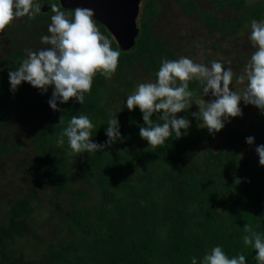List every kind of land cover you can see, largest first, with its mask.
<instances>
[{
	"label": "trees",
	"instance_id": "16d2710c",
	"mask_svg": "<svg viewBox=\"0 0 264 264\" xmlns=\"http://www.w3.org/2000/svg\"><path fill=\"white\" fill-rule=\"evenodd\" d=\"M53 1L61 10H72ZM165 1L196 17L208 32L238 33L253 19H264V0H210L205 8L199 4L204 0H148L130 50H123L108 27L94 20L121 53L117 70L111 79L98 72L83 105L75 98L57 101L59 111L48 103L54 86L44 93L25 81L10 90L9 72L27 53L14 48L5 55L0 46V124L16 129L34 116L29 150L38 163L25 173L30 186L19 182L9 189L0 184L2 194L12 191L4 210L7 218L0 219V264H191L193 256L199 264L215 246L229 258L244 254L246 264H258L255 249L245 246L242 237L246 223L264 236V166L259 156L243 152L241 138L264 137V113L252 117L244 134L234 133L227 148L214 151L208 144L212 134L192 115L199 112L195 99L203 95L199 81H189L192 106L176 114L187 118L190 127L181 129L180 138L173 132L163 145L153 148L141 138L143 113L139 107L127 108L137 80H156L163 59L176 60L179 51L190 47L188 40L178 51L152 29L151 16L157 17ZM38 3L41 7L49 0ZM50 12L41 10L36 21L51 20ZM81 114L94 125L93 142L107 141V123L116 117L123 140L81 154L71 152L67 137L59 145L62 129ZM152 119L163 123L159 114ZM20 150L21 140L0 142V156ZM76 183L84 186L74 189ZM43 190L51 194L45 201L39 198ZM47 206L51 214L45 212L38 220L37 209Z\"/></svg>",
	"mask_w": 264,
	"mask_h": 264
},
{
	"label": "clouds",
	"instance_id": "9594fccd",
	"mask_svg": "<svg viewBox=\"0 0 264 264\" xmlns=\"http://www.w3.org/2000/svg\"><path fill=\"white\" fill-rule=\"evenodd\" d=\"M44 6H48L47 11L51 9L53 13L48 34L40 38L41 44L49 47L25 50L27 58L16 70L9 72L10 90L15 92L25 81L44 93L49 86H54L48 101L53 110H60L57 101L67 103L72 98L83 105L84 94L91 91L95 75L99 72L106 79H111L121 53L113 49L112 41L99 30L92 9L77 7L65 12L55 3L51 7L43 4L42 8ZM42 8L34 0H0V33L14 19L25 16L35 18ZM248 39L255 50L238 76L237 82L245 84L239 92L230 88L234 75L232 68L225 70L220 61L214 60L208 66L183 56L176 60L163 59L156 80L139 83L126 100L130 111L139 107L143 113L146 127H140L141 138L155 148L163 145L173 132L176 138L184 134L181 129H188L190 121L178 118L176 114L193 104L194 92L189 90L191 80L200 82L204 96L211 94L215 97L211 101L195 99L199 112L192 113L198 121H202L200 127L207 128L210 134L215 135L222 130L225 120L242 116L241 100L264 113V20L251 21ZM154 113L159 114V120L163 123L153 122ZM59 123H64L62 116ZM107 124V141L104 144L95 143L91 139L94 125L89 117L73 115L62 129L57 143L63 145L67 137L71 152L76 154L103 150L117 140H123L117 117L110 118ZM254 140L252 136L246 138L249 145ZM255 150L260 165L264 166V144ZM243 231L246 233L242 237L243 244L255 249V260L258 264H264V236L255 231L251 223H246ZM191 264H198L195 256L191 257ZM199 264H246V257L239 254L229 258L221 246H215L202 257Z\"/></svg>",
	"mask_w": 264,
	"mask_h": 264
},
{
	"label": "rangeland",
	"instance_id": "374dc122",
	"mask_svg": "<svg viewBox=\"0 0 264 264\" xmlns=\"http://www.w3.org/2000/svg\"><path fill=\"white\" fill-rule=\"evenodd\" d=\"M39 0H34L38 2ZM257 1V0H249ZM148 0H143L141 3L140 15L138 17L139 27L142 29V19L145 6ZM200 7L205 8L211 4L210 0L199 1ZM67 12V10H63ZM49 15H53L50 12ZM156 17V16H155ZM151 16V26L154 32L163 38L166 41L167 45L172 47H178L177 50L181 49V46L186 44L189 40L190 47L186 50L179 51V57H188L194 62L203 63L210 66L212 61H220L225 66V70L228 67H231L233 70V81L230 85V88L234 91H241L245 84L237 82L238 76L240 75L243 67L250 59L252 52L255 50L250 44L248 39L251 25H246L238 33H224L221 31L208 32L203 31L200 28V23L198 19L191 14H184L181 7L176 6L172 1L161 2L160 11L157 13V17ZM38 17L34 20L29 19L28 16L23 18L14 19L13 22L4 30L3 33H0V46L3 48V53L10 54L14 48H20L24 51L26 49L39 50L41 48L49 47L48 45L41 44V36L48 34V25L51 23V20L44 21ZM264 20V19H262ZM32 34L35 37H31ZM15 37H18L19 40L16 42ZM1 57V55H0ZM3 65V62L0 60V68ZM154 82V79H140L137 80L133 91L136 86L142 82ZM179 83V82H178ZM206 101H211L215 99L211 94L204 96V93L201 97ZM240 108L242 109V116H237L230 118V120H225V126L222 130L211 135L212 138L208 141L209 146L217 151L219 148H227V143L229 140H233V134L237 132L245 133L246 128L251 122L252 117L261 112V110L251 104H245L243 100L240 102ZM202 121L200 122V124ZM16 129L12 128L10 124L4 125L0 124V142L9 143L14 145V142L21 140L20 153L10 155L4 154L0 156V184L3 187L13 189L18 186L19 182L21 184L26 183V186H30L29 180L25 173L30 171L28 167L33 165L36 166L38 163L35 161L30 146L31 134L34 127V116H29L15 126ZM250 135H243L242 141L244 144L243 152L245 154L250 153L253 157L258 156L256 152V147L264 144V137H254V143L249 145L246 142V138ZM235 148V147H234ZM21 180V181H20ZM84 185L82 183H76L74 189L81 188ZM46 190H43V193H39V198L43 201L50 197V193H45ZM12 192V191H11ZM11 192L9 194L0 192V219L7 218V213L4 210L9 209V201ZM17 191H14V194ZM40 200V199H39ZM38 202V200L36 201ZM51 214V206H47L43 211L38 210V220L43 214Z\"/></svg>",
	"mask_w": 264,
	"mask_h": 264
},
{
	"label": "water",
	"instance_id": "95a60500",
	"mask_svg": "<svg viewBox=\"0 0 264 264\" xmlns=\"http://www.w3.org/2000/svg\"><path fill=\"white\" fill-rule=\"evenodd\" d=\"M65 8H89L105 24L123 50L132 49L140 32L138 15L143 0H60ZM48 6L42 8L47 11Z\"/></svg>",
	"mask_w": 264,
	"mask_h": 264
},
{
	"label": "flooded vegetation",
	"instance_id": "af4514ba",
	"mask_svg": "<svg viewBox=\"0 0 264 264\" xmlns=\"http://www.w3.org/2000/svg\"><path fill=\"white\" fill-rule=\"evenodd\" d=\"M52 3H54V1H53V0H49V3H43V4H47V5L50 6ZM43 4H42V5H43ZM50 7H51V6H50ZM41 8H42V6H41Z\"/></svg>",
	"mask_w": 264,
	"mask_h": 264
}]
</instances>
